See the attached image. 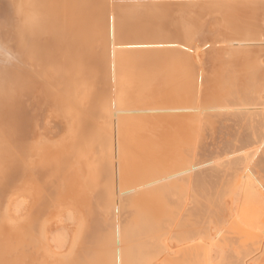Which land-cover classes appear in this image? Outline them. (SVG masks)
<instances>
[{
    "label": "bare ground",
    "instance_id": "bare-ground-1",
    "mask_svg": "<svg viewBox=\"0 0 264 264\" xmlns=\"http://www.w3.org/2000/svg\"><path fill=\"white\" fill-rule=\"evenodd\" d=\"M263 57L264 0H0V264H264Z\"/></svg>",
    "mask_w": 264,
    "mask_h": 264
},
{
    "label": "rangeland",
    "instance_id": "rangeland-1",
    "mask_svg": "<svg viewBox=\"0 0 264 264\" xmlns=\"http://www.w3.org/2000/svg\"><path fill=\"white\" fill-rule=\"evenodd\" d=\"M263 62H264V60H263ZM262 98H264V97H262ZM239 106H237V107H239ZM241 106H242V104H241ZM47 119L48 120L45 123V126H47V128L49 129V136L50 137L51 136L56 137V136L60 135L61 134V131L59 128L60 125L51 117L50 118L48 117ZM253 147L254 146H252L251 149L249 148L250 152H251V156H250L251 160L249 159L250 162L248 160L249 165L246 164V168H248L250 165H252V163H253L252 161L254 160V158L252 159V157L256 154L255 152H257L256 148L254 147L255 148L254 149ZM257 147H258V145H257ZM252 149H254V150H252ZM250 178H251V176H249V175H245L242 177V181L240 182V184L237 187L234 195L231 198L233 200L230 199V203L232 206L231 210L233 211L232 214H234V216H235V218H237L238 222L241 225H244L247 227L252 226V228H253L255 225H257L259 223L256 220L259 221L260 215H261V211H260L261 210L260 209L261 202H259V201H261V198L258 197L260 195H259V192H257L258 190H257L256 184H254V182ZM257 202H259L260 205ZM21 203H22V201L19 199L12 205L11 215L15 218L21 217L22 214H24V212H25V211H23L26 207L25 203L23 202L24 205H23V203L22 204ZM245 206H247V207L249 206L250 211L248 210L249 207L247 209ZM21 212H23V213H21ZM63 212H64V214H63ZM63 212L61 211V212L57 213V215L62 213L61 215H63V216H59L58 218H56L55 219L56 222L54 221L55 223L51 222L52 226L50 227L49 232H47L48 235L46 234L48 236L47 240L50 243V245L52 246V249L54 251H56L57 253H62V252L64 253L68 250L69 245L72 241V238L75 235V231H76L75 229L77 226L76 225L77 219H76L74 211L72 210L71 213L65 212V211H63ZM250 214H251V216H250ZM240 218H241V220H240ZM242 221H244V222H242ZM241 222L244 224H242ZM256 222H257V224H256ZM249 223L252 225H250ZM169 241H170L169 239H165L163 242L166 244ZM171 242L172 243H171V247L169 248V253L171 256H175L177 254L179 246L177 245L176 241L172 240ZM220 257H221V252H220L219 246L218 245L215 246L214 242L209 243L208 247L206 249V258H207L208 264H216L217 262H219ZM154 264H170V263H168L167 261H166V263H164V260L163 261L156 260Z\"/></svg>",
    "mask_w": 264,
    "mask_h": 264
}]
</instances>
